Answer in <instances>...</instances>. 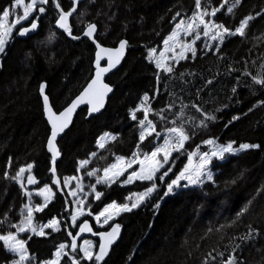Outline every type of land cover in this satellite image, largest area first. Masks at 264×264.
<instances>
[{
	"label": "trees",
	"instance_id": "obj_1",
	"mask_svg": "<svg viewBox=\"0 0 264 264\" xmlns=\"http://www.w3.org/2000/svg\"><path fill=\"white\" fill-rule=\"evenodd\" d=\"M12 2L0 0V13ZM58 3L65 11L72 7L71 0ZM234 3L235 0H209V11L218 9L210 19L234 31L241 19L251 16L245 35H228L218 48L214 46L216 41L207 47L198 40L195 55L187 53L185 58L169 64L171 73L158 72L147 59L148 49L163 41L179 16L194 12L195 0L80 3L69 18L73 34L80 35L87 23H94L98 43L114 46L125 39L127 53L120 67L105 79L113 91L104 109L88 118L85 108L77 111L71 126L57 141L59 155L55 162L45 149L49 126L43 114L39 85L45 83L54 110L62 109L89 80L95 46L87 38L72 40L55 26L58 12L50 0L44 5V13L39 12L38 6L31 14L30 19L39 23L36 33L25 38L14 33L0 56V221H3L0 234L14 232L9 225L18 223L26 202L25 189H39L44 184L51 188L52 199L42 211L34 213V219L46 223L55 217L59 225L58 231L47 228L43 236L28 233L20 236L34 256L26 264L51 259L61 243L71 253L69 232L74 235L80 222L88 220L95 231L100 230L93 215L105 204L111 201L128 204L130 194L150 186L146 181L99 184L96 191L102 196L96 199L90 187L96 184V177L87 176L92 169L99 170L102 176L103 168L115 156H129L137 150L138 121L143 112L137 113L136 121L129 112L145 93L153 109L149 119L157 131L183 125L189 135L181 152L170 157L175 163L166 166L173 168L166 178L168 182L184 166L188 153L209 139L233 145L256 143L259 147L214 162L211 181L180 187L167 196L164 195L167 184L157 180L156 190L143 203L119 213L106 225L116 223L123 230L101 264H224L229 256L237 264H264V103H261L264 87L253 81V77L264 78V0H241L233 7ZM52 32L55 38L49 41ZM201 113L214 119L206 120ZM234 116L238 119L233 120ZM201 120L206 126H199ZM103 132L117 138L108 141L104 149H98L96 141ZM154 139L155 135L147 137L139 152L150 151ZM81 160L89 163L78 172ZM29 163L33 165L31 172L37 184L28 186L25 179V187L21 189L15 181L4 178L5 171L14 176L21 166ZM53 167L61 186L64 177L80 178L82 198L85 205H90L74 225L70 221L72 197L67 187L57 188L52 183ZM36 202L40 203L38 199ZM246 205L247 211L237 217ZM250 228L253 231L249 238ZM14 258L0 242V264H10ZM60 264L71 261L63 256Z\"/></svg>",
	"mask_w": 264,
	"mask_h": 264
},
{
	"label": "snow or ice",
	"instance_id": "obj_2",
	"mask_svg": "<svg viewBox=\"0 0 264 264\" xmlns=\"http://www.w3.org/2000/svg\"><path fill=\"white\" fill-rule=\"evenodd\" d=\"M51 4L56 8L58 12V17L55 20L56 27L63 31L64 34H67L72 40H80L81 36L87 38L91 41L97 51L95 58V72L91 76L90 80L86 83V86L80 92L78 96L75 97L71 101L67 107H64L63 110L54 111V105L50 103V98L45 92L46 85L45 83H40L39 85V95L43 99V114L47 120L48 125H50V135L47 138V149L52 154V161L55 162L56 157L59 155V152L56 149L54 141L57 136L62 133L69 125V122L72 119L73 112L77 109V107L81 104L88 105L89 113H93L99 110L100 107L103 106L104 97L112 91V88L104 82L103 77L105 73H108L111 69L115 68L117 64L120 63V58L124 55L125 48L127 46V41L125 39H120L118 47L115 48H104L100 43L94 38V33H96L97 28L94 23H87L80 35L73 34V29L70 26L69 18L74 14L78 0H71L72 7L67 11L61 8V5L58 3V0H50ZM39 4V12L44 13L45 7L49 0H28L26 3L25 0H13V3L10 7H5L0 13V53L5 51V45L10 35L14 33V29L17 25H20L22 21H26L29 19L30 15L33 13L34 8ZM241 0H235L233 7L239 5ZM196 11L193 13L191 17L192 22L187 23L181 20L180 23H177L173 31L170 35L165 38L164 45L165 48L159 50V55H155L158 51L157 49H149L147 59L154 62L156 69L163 70L164 73H171V66L167 65L165 61L170 59L165 55L166 52L172 51V46H175L180 49L179 53H175L173 51V56L171 59H183L185 58L186 52H192L195 55V48L193 45L197 40L200 39V32L197 29L200 26H203V36L208 38L211 41H223L226 35H245V28L248 22L252 19L251 16H246L240 20L239 26L235 28L234 31L225 27L223 24H216L212 19H205V16H215L218 9L213 8L209 13L206 10H201V0H195ZM16 8L23 9V15L17 16L15 19L11 20V26L7 23L8 17L12 10ZM228 12H232V7L228 8ZM259 15V13L257 14ZM179 16V13H177ZM176 19V17H173ZM38 29V23L36 19L31 20V24L29 27H19L18 33L20 37H25L29 32ZM190 33H195L192 36V39L189 41H181V34L184 36H189ZM55 38V32H52L48 36V40L52 41ZM215 47H219V44L214 45ZM101 53L107 54L108 63L107 66H101ZM157 79H159V74L157 75ZM254 83L264 87V78H256L253 77ZM264 103V102H261ZM192 107L196 108L197 112H201V109L196 105H192ZM153 109L150 107V98L147 93H145L139 104L136 105L134 109H130V117L133 121L138 119L137 113L143 112V118L139 119V142L137 144V150L133 151L132 156L129 158H125L123 156H116L115 163L109 164L107 167L103 168V176L99 175V170L92 169L87 172L88 177L95 176L96 184L91 185L92 191L95 192V198L100 199L102 193L96 191V185L105 184L112 185L113 183H120L122 185L130 184L133 181H141V182H149L150 186L146 187L144 191L134 194L137 199L131 203V206L127 203L118 204L113 201L110 204L105 205L104 209L100 211L95 219L99 223L103 218V224H108L109 221L113 218V214L119 215L120 212L131 211L132 208H136L142 201L145 200L150 194H152L157 188V180L161 183L167 184V190L164 195L167 196L169 193L174 192V188L180 186L181 181H186L187 183L184 187L193 186L197 184H202L205 179L212 180V173L209 171V165L213 158L222 159L226 153H235L239 150L244 149H255L258 148L257 144H248L241 143L239 145V149L233 147V143L229 142L224 145L216 144L214 140L209 139L204 141L205 144H212L213 149L210 152H203L199 155V160L197 162H193V158L196 155L193 152H189L187 155V162L184 164L183 168L179 173L175 174L174 179H170V182L166 181V178L169 177V173L173 172L172 167H166L167 165L174 164L175 161L170 159L173 153H179L185 146V142L189 139V135L185 131L183 125L181 126H173L168 127L163 130V143H158L157 146L153 148L150 153H143V158H141V154L139 149L141 147L142 142L145 141L147 137H161V132L156 130V126L151 119H149V113H151ZM163 111V110H161ZM205 116L206 120L214 119L213 116L201 113ZM238 119V117H233V120ZM200 127H204L205 121L201 120ZM117 137L113 134L104 133L101 137H99L96 141V145L98 149H104L105 145L108 141H114ZM91 156H96V153H91ZM162 156V160L158 157ZM89 163L88 160L79 161L80 167H78L77 171L79 172L81 168L86 166ZM134 164H139V168L127 171L128 169H132ZM10 166V165H9ZM33 165L31 163L26 166H21L15 173L14 176H9L8 171L4 172L5 179H11L15 181L17 184L21 186V189H24L25 185L22 182V176L27 172V184L35 185L37 184L36 179L32 175L31 169ZM50 172L52 173V183L57 186V188L68 187L69 181L73 179L79 180V177H64L63 186L60 185L58 180L55 168H51ZM126 179L121 180V176H125ZM77 188H82L80 183H77ZM30 195V194H29ZM38 195L44 197L45 203L39 204L35 206L33 209L30 206L31 201H29V205L22 206L21 210V220L18 223L10 224V228H14L15 231H8L6 234H0V242H3V246L8 251L14 254V259L10 261V264H26V262L34 259L29 255L28 249L26 247V241L20 238V234L31 233L38 236L46 235L44 229L50 228L52 232H56L59 230L58 220L53 217L48 221L47 224H42L37 227L33 222V213L40 212L46 207V203L52 197V190L50 189L48 184H44L43 187L38 189ZM69 195L76 197L75 191H70ZM163 199V197L161 198ZM251 203V202H249ZM79 205L84 207L77 206L71 215V220L75 224L77 222L78 216H82L84 214V208L90 207V205H85L84 199H79ZM156 207L159 206V202ZM27 210V216H24V209ZM112 211H109V210ZM247 211V205L244 208L240 209V212L237 213V217ZM88 215H92L91 212ZM7 217V214H5ZM3 223V221H0ZM103 225H101L102 227ZM110 231H98L93 232L92 228L89 226L87 220L84 223L79 225V232L76 233L75 236H72L71 232H69V236L71 237V253L65 251L67 245L65 243H61L54 253V259H50L47 261H41L40 264H60V258L63 256H67V258L71 261V264H81V261H88L89 264H101V261L104 260L105 256L108 254L109 246L113 243V241L117 238V234L119 232L120 226L118 224H111ZM253 230L250 228V232L248 237L250 238L251 232ZM84 232H92L93 235L99 237V250L93 251L92 242L89 240H84L82 244H77L76 237ZM244 239V238H242ZM77 248L79 252L77 253ZM235 251V249H233ZM82 254V255H80ZM79 256V259H77ZM224 264H237L234 257L229 256L228 259L224 262Z\"/></svg>",
	"mask_w": 264,
	"mask_h": 264
},
{
	"label": "rangeland",
	"instance_id": "obj_3",
	"mask_svg": "<svg viewBox=\"0 0 264 264\" xmlns=\"http://www.w3.org/2000/svg\"><path fill=\"white\" fill-rule=\"evenodd\" d=\"M13 3V2H12ZM27 3V2H26ZM11 6V5H10ZM10 6H8V7H10ZM39 6V4L37 3V6L34 8V11L36 10V8ZM209 0H201V10H206L207 12H211V10L209 11ZM33 11V12H34ZM196 11V7H195V10H194V12ZM194 12H191V13H189V14H187V15H181V16H179V19L176 21V23L174 24V26H173V28H172V30L168 33V35L165 37V38H167L169 35H170V33L173 31V29L175 28V26H176V24L177 23H180L181 22V20H183V21H185V22H187V23H191L192 22V20H191V17L193 16V13ZM19 15H23V9L22 8H16V9H14V10H12V12L10 13V15H9V17H8V21H7V23L9 24V26H11V20L12 19H15L17 16H19ZM30 17H31V15H30ZM30 17H29V19H27L26 21H31V19H30ZM211 18V16H205V19L206 20H208V19H210ZM24 22L25 21H22L21 22V24L20 25H17L16 27H15V29H14V33H16V32H18L19 31V27H21V26H25L24 25ZM197 31H199L200 32V39L199 40H201V44H203V45H206L207 47H209L211 44H212V42H214V41H211V40H209L208 38H206V37H204L203 36V26H200V28L199 29H197ZM14 33L12 34V35H10V37H9V39L7 40V42H6V45H5V48H6V46L8 45V42L11 40V37L14 35ZM195 33H190L189 34V36H184L183 34H181V37H180V39H181V41H189V40H191L192 39V36L194 35ZM228 35H226L225 36V38L227 37ZM165 38L163 39V41L159 44V45H157V47H152V48H149V49H157L158 51L155 53V55H159V50H162V49H164L165 48V45H164V40H165ZM196 42H198V40L196 41ZM195 42V43H196ZM221 41H216V43L217 44H219ZM215 43V44H216ZM193 47H195V44L193 45ZM148 49V50H149ZM173 51L175 52V53H179V51H180V49L179 48H177V47H175V46H172V51H168V52H166L165 53V55L167 56V57H169L170 59H167L166 61H165V63L167 64V65H169V64H171V63H176L178 60H180L179 58H176V59H171V57L173 56ZM187 53H192V52H186L185 53V55L187 54ZM1 54L2 53H0V56H1ZM154 63V62H153ZM139 131H140V128H139ZM107 133H109V132H107ZM109 134H112V133H109ZM101 137V136H100ZM215 141V143L216 144H220V145H224V144H227V143H229V142H225V143H223V142H219V141H217V140H214ZM158 143H163V132H161V137H155V140H154V145H153V147H152V149L150 150V151H145V152H142V153H140L141 154V158H143V153H150L152 150H153V148L155 147V146H157V144ZM244 143H248V144H256V143H249V142H244ZM241 144V143H240ZM240 144H238V145H233V147L234 148H237V149H239V145ZM213 149V145L212 144H205V143H203V146L201 147H196V148H194L192 151H190V152H193V153H195L196 155L194 156V158H193V162L195 163V162H197L198 160H199V155L201 154V153H203V152H210L211 150ZM244 150H246V149H244ZM244 150H239V151H237V152H235V153H226L225 154V156L222 158V159H215V158H213L212 159V161H211V163H210V165H209V171L212 173V177H213V169H212V167H213V163L214 162H216V161H222V160H224L225 158H226V156H228V155H234V154H238V153H240V152H242V151H244ZM117 156H122V155H117ZM132 156V154L131 155H129V156H123V157H125L126 159L127 158H129V157H131ZM116 157V156H115ZM159 159H161L162 160V156L161 157H158ZM82 161V160H81ZM116 161H115V159L110 163V164H112V163H115ZM187 162V161H186ZM135 165V166H134ZM133 166L134 167H132V169H128L127 171H132V170H135V169H138L139 168V164H134ZM79 167H80V165H79ZM183 168V167H182ZM181 168V169H182ZM180 172V171H179ZM179 172H177V173H179ZM67 177H78V176H67ZM127 177H126V175H125V178L124 179H126ZM175 178V176L172 178V179H174ZM25 179H27V172L22 176V182L24 183V181H25ZM204 181H211V180H207V179H205ZM77 183H80L81 184V181H80V178H79V180H77V179H73V180H71V181H69V184H68V190H69V192L70 191H75L76 192V197H73L72 195H70L71 197H72V200H73V210L77 207V206H79V207H84V206H81V205H79V199H83L82 198V195H83V190H82V188H77ZM187 182L186 181H181L180 182V186H178V187H175L174 189H179V187H182L183 185H185ZM26 184H27V182H26ZM82 185V184H81ZM197 185H199V184H197ZM193 186H195V185H193ZM51 189V188H50ZM166 189H167V186H166ZM142 192V191H141ZM25 193H26V202H25V204L24 205H29V201H31V204H30V206H32L33 207V209H35V206L36 205H39V204H44L45 203V200H44V197L43 196H41V195H38V189H34V188H32V189H25ZM137 193H140V192H135V193H133V194H130L129 196H128V205H129V207L131 206V203L132 202H134L136 199H137V197H136V195H134V194H137ZM30 194V195H29ZM37 199L40 201V203L38 204V202H36L37 201ZM51 199H52V197H51ZM51 199H49L48 201H47V203L51 200ZM147 199V197L145 198V200ZM144 200V201H145ZM113 201H111V202H108L107 204H110V203H112ZM46 203V204H47ZM141 203H143V201L141 202ZM140 203V204H141ZM107 204H105V205H107ZM139 204V205H140ZM105 205L103 206V208L100 210V211H102L103 209H104V207H105ZM22 209V208H21ZM99 211V212H100ZM109 211H112L111 209L109 210ZM85 212H87V210L84 208V213ZM98 212V213H99ZM34 213H35V211H34ZM34 213H33V222H34V224L37 226V227H39L40 225H42V224H47L48 222H46V223H38L35 219H34ZM98 213H96V214H94L93 215V219H94V222H95V224L96 225H98L99 227L101 226V225H103V226H105V225H107V224H103V218L101 219V221L98 223L97 221H96V219H95V216L98 214ZM121 213V212H120ZM24 216L26 217L27 216V210H26V208L24 209ZM81 216H78V218H77V220L80 218ZM117 217V215H115V214H113V218L112 219H114V218H116ZM111 219V220H112ZM21 220V212H20V218H19V220H18V222ZM110 220V221H111ZM70 221H71V224L72 225H74V223L72 222V220H71V217H70ZM109 221V222H110ZM59 226V225H58ZM47 228H45L44 229V231L46 230ZM15 231V230H14ZM6 234V233H5ZM23 234V233H22ZM22 234H20V236L22 235ZM29 234V233H28ZM84 240H89V241H91L92 242V245H93V251H95V246H96V244H95V242L93 241V239H91V238H84V239H82L81 241H80V243L79 244H82L83 242H84ZM56 252V251H55ZM54 252V253H55ZM12 253V252H11ZM30 255V254H29ZM31 257H33L34 258V256H32V255H30ZM55 257H54V254H53V256H52V258L51 259H54ZM50 260V259H49ZM47 261V260H46ZM40 264V263H39Z\"/></svg>",
	"mask_w": 264,
	"mask_h": 264
},
{
	"label": "water",
	"instance_id": "obj_4",
	"mask_svg": "<svg viewBox=\"0 0 264 264\" xmlns=\"http://www.w3.org/2000/svg\"><path fill=\"white\" fill-rule=\"evenodd\" d=\"M84 0H78V4H77V8H78V5L80 4V3H82ZM77 8H76V10H77ZM75 10V11H76ZM75 13V12H74ZM37 23H38V21H37ZM31 24V23H30ZM30 24H28V25H25L24 27H29L30 26ZM55 26H56V24H55ZM38 28H39V23H38ZM60 30V29H59ZM38 31V29L37 30H33V31H31V32H29L25 37H27V36H29V35H32V34H34V33H36ZM18 37H20L19 35H17ZM25 37H22V38H25ZM83 36H81V38H82ZM83 38H85V37H83ZM94 38H95V33H94ZM118 44H119V42L116 44V45H114V46H106V45H102L101 44V46L102 47H104V48H115V47H118ZM95 46V45H94ZM96 51H97V49H96V47H95V50H94V54H93V62H92V74H91V76L94 74V72H95V58H96ZM126 53H127V46H126V48H125V52H124V55L120 58V63L119 64H117L116 65V67L115 68H113V69H111L108 73H105L104 74V77H103V80H104V82L105 83H107L106 81H105V79L107 78V76L109 75V74H111L112 72H114L115 70H117L119 67H120V65L122 64V62H123V60L125 59V57H126ZM101 57H102V60H101V66H107V63H108V59H107V54H105V53H101ZM91 76H90V78H91ZM90 78H89V80H90ZM88 80V81H89ZM87 81V82H88ZM86 82V83H87ZM108 84V83H107ZM111 88H112V86L110 85V84H108ZM86 86V84L84 85V87ZM83 87V88H84ZM83 88L79 91V93H77L70 101H69V103L68 104H70L71 103V101L73 100V99H75V97L76 96H78L79 94H80V92L83 90ZM112 91H113V88H112ZM112 91L111 92H109L105 97H104V103H103V106L102 107H100L99 108V110L98 111H96V112H93V113H89V111H88V105L87 104H81V105H79L78 107H77V109L73 112V114H72V119H71V121L69 122V125H68V127L62 132V133H60L58 136H57V138H56V140L54 141V144H55V146H56V149H57V151H58V148H57V141L59 140V138L63 135V133L66 131V130H68L69 129V127L71 126V124H72V122H73V120H74V117H75V114L77 113V111L78 110H80V109H83V108H85V110H86V117L88 118V117H90V116H92V115H97V114H99L103 109H104V107H105V104H106V101H107V99H108V97L110 96V94L112 93ZM41 100H42V108H43V99H42V97H41ZM67 104V105H68ZM67 105H65L64 107H67ZM63 107V108H64ZM63 108L62 109H60V110H63ZM54 110V109H53ZM59 110V111H60ZM55 111V110H54ZM58 112V111H57ZM44 118H45V116H44ZM45 120H46V118H45ZM46 122H47V120H46ZM48 124V123H47ZM49 126V135H50V131H51V129H50V125H48ZM48 135V136H49ZM48 136H47V138H48ZM47 138H46V142H45V149H46V151L48 152V153H50L49 151H48V149H47ZM51 154V153H50ZM52 155V154H51ZM58 157V156H57ZM56 157V158H57ZM53 162V161H52ZM84 221L85 220H83L81 223H84ZM88 221V220H87ZM80 223V224H81ZM88 223H89V226L92 228V230H93V232H98V231H110L111 229H110V225L107 227V228H105V229H101V230H98V231H94V229H93V227H92V225H91V223L88 221ZM79 224V225H80ZM113 224H116V223H113ZM120 226V229H119V232H118V234H117V238L113 241V243L109 246V250H108V254H109V252H110V250H111V247L119 240V238H120V236H121V234H122V230H123V228H122V226L121 225H119ZM77 232H79V226H78V228H77V231H76V233ZM76 233L74 234V235H72V236H75L76 235ZM84 237H91V238H94V239H96L97 241H98V244H97V249H96V251H98L99 250V237L98 236H96V235H93L92 234V232H84V233H81L79 236H77L76 237V239H77V243H79L80 242V240L82 239V238H84ZM70 240H71V238H70ZM108 254L105 256V258L108 256ZM104 258V259H105Z\"/></svg>",
	"mask_w": 264,
	"mask_h": 264
},
{
	"label": "bare ground",
	"instance_id": "obj_5",
	"mask_svg": "<svg viewBox=\"0 0 264 264\" xmlns=\"http://www.w3.org/2000/svg\"><path fill=\"white\" fill-rule=\"evenodd\" d=\"M116 243H117V242H116ZM116 243H115V244H116ZM115 244H114V245H115Z\"/></svg>",
	"mask_w": 264,
	"mask_h": 264
}]
</instances>
